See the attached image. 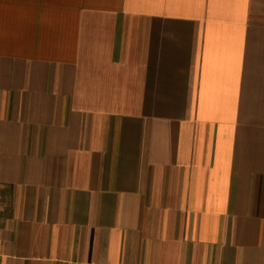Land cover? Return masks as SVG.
Segmentation results:
<instances>
[{
    "label": "crops",
    "instance_id": "crops-1",
    "mask_svg": "<svg viewBox=\"0 0 264 264\" xmlns=\"http://www.w3.org/2000/svg\"><path fill=\"white\" fill-rule=\"evenodd\" d=\"M0 264H264V0H0Z\"/></svg>",
    "mask_w": 264,
    "mask_h": 264
}]
</instances>
